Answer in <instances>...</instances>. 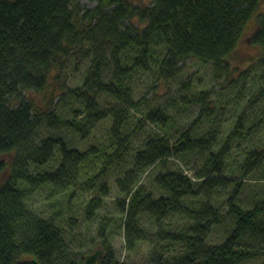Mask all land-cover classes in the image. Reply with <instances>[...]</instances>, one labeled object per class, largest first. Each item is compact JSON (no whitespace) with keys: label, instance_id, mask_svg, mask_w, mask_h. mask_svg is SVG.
Instances as JSON below:
<instances>
[{"label":"trees","instance_id":"16d2710c","mask_svg":"<svg viewBox=\"0 0 264 264\" xmlns=\"http://www.w3.org/2000/svg\"><path fill=\"white\" fill-rule=\"evenodd\" d=\"M260 2L0 0V264H82L66 257L78 216L98 223L97 264H128L112 249L117 230L128 253L146 247V264H264V184L252 205L239 197L264 170V145L243 143L251 116L208 126L212 89L177 79L189 59L222 67ZM250 43L264 63V13Z\"/></svg>","mask_w":264,"mask_h":264},{"label":"rangeland","instance_id":"374dc122","mask_svg":"<svg viewBox=\"0 0 264 264\" xmlns=\"http://www.w3.org/2000/svg\"><path fill=\"white\" fill-rule=\"evenodd\" d=\"M132 1L136 6L146 4V0H128ZM97 0H80V6L83 10L92 9L95 7ZM264 13V0H261L260 5L255 14L245 25L242 37L240 38L236 48L232 54L227 58L222 67L215 69L211 63H202L195 59H189L180 64L181 70L177 77L182 84H189L193 90H207L212 89L210 98L211 110L219 118L218 122L209 121V125L205 124L203 127H220L228 129L227 125L232 124L237 118V115L243 111L246 116H251L248 121L254 123V129L251 134L244 141L246 147H262L264 145V92L261 91L264 87V63L261 62V49L258 46H253L250 43V37L257 27L259 16ZM138 18L134 21L137 22ZM77 79V76H75ZM139 74H135L133 81L137 85L138 94L145 93V90L141 87V80L138 82ZM175 83V82H174ZM173 83V84H174ZM185 96L187 95L186 92ZM158 95H153V98H160L162 101L166 99L167 94L164 89H160L157 92ZM151 99V96L148 94ZM177 100V99H176ZM194 107V106H193ZM199 114V109L195 108L188 113H182L181 120L182 126H187L191 122H194L196 115ZM220 122V125L218 123ZM104 127L99 131L94 132L95 138L91 136L84 140L81 144L83 147H89L95 142L101 140L104 137ZM222 134V133H221ZM220 134V135H221ZM76 140V136H73ZM242 142V141H241ZM168 167L173 169H185L181 160L169 159ZM154 172H158V168L153 169ZM164 171L165 169L162 168ZM264 176V170H258L249 178L244 180V185L240 191L239 197L247 203L252 205L255 200V195L260 193V189L263 188L264 180L260 179ZM116 191L106 197V208L101 211L102 214L109 215L114 209V200ZM66 200V199H65ZM85 198L78 199L74 196L72 203L74 209L82 207ZM78 216L76 224L72 227L65 226V240H66V257L69 259H81V263L84 262L86 255L90 254L93 250L101 248L98 245L89 251L90 247L95 243L97 221L91 222L87 220H81ZM220 227L215 228L211 234L212 239H215L222 233ZM112 249L115 257L121 262H127L128 264H146L144 251L145 246L142 247V251L133 254L128 253L125 249L124 234L122 230H117L114 233L112 241ZM102 250L100 258L105 257V253Z\"/></svg>","mask_w":264,"mask_h":264},{"label":"water","instance_id":"95a60500","mask_svg":"<svg viewBox=\"0 0 264 264\" xmlns=\"http://www.w3.org/2000/svg\"><path fill=\"white\" fill-rule=\"evenodd\" d=\"M102 255V250L100 248L95 249L92 253L88 254L84 258L82 264H97L98 259Z\"/></svg>","mask_w":264,"mask_h":264}]
</instances>
